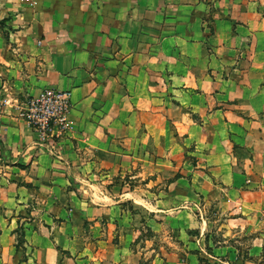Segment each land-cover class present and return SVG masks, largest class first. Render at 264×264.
<instances>
[{
  "label": "crops",
  "instance_id": "0c3cea01",
  "mask_svg": "<svg viewBox=\"0 0 264 264\" xmlns=\"http://www.w3.org/2000/svg\"><path fill=\"white\" fill-rule=\"evenodd\" d=\"M0 264H264V0H0Z\"/></svg>",
  "mask_w": 264,
  "mask_h": 264
},
{
  "label": "built area",
  "instance_id": "2783aa9c",
  "mask_svg": "<svg viewBox=\"0 0 264 264\" xmlns=\"http://www.w3.org/2000/svg\"><path fill=\"white\" fill-rule=\"evenodd\" d=\"M70 107L68 91L47 87L26 100L20 115L40 137L58 136L70 128Z\"/></svg>",
  "mask_w": 264,
  "mask_h": 264
}]
</instances>
